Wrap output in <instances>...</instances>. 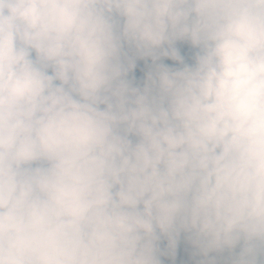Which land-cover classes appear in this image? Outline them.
<instances>
[{
	"label": "clouds",
	"instance_id": "clouds-1",
	"mask_svg": "<svg viewBox=\"0 0 264 264\" xmlns=\"http://www.w3.org/2000/svg\"><path fill=\"white\" fill-rule=\"evenodd\" d=\"M182 240L264 264V0H0V264Z\"/></svg>",
	"mask_w": 264,
	"mask_h": 264
},
{
	"label": "water",
	"instance_id": "water-1",
	"mask_svg": "<svg viewBox=\"0 0 264 264\" xmlns=\"http://www.w3.org/2000/svg\"><path fill=\"white\" fill-rule=\"evenodd\" d=\"M193 249H191V246L188 245L186 242L183 240L181 241V255H182V261L187 260V264H195V261L197 257H194L192 255Z\"/></svg>",
	"mask_w": 264,
	"mask_h": 264
},
{
	"label": "trees",
	"instance_id": "trees-1",
	"mask_svg": "<svg viewBox=\"0 0 264 264\" xmlns=\"http://www.w3.org/2000/svg\"><path fill=\"white\" fill-rule=\"evenodd\" d=\"M150 62H144L141 66H137V69L134 70V75L136 77H141L145 71H147V64Z\"/></svg>",
	"mask_w": 264,
	"mask_h": 264
},
{
	"label": "rangeland",
	"instance_id": "rangeland-1",
	"mask_svg": "<svg viewBox=\"0 0 264 264\" xmlns=\"http://www.w3.org/2000/svg\"><path fill=\"white\" fill-rule=\"evenodd\" d=\"M180 47H182V48H186L187 46L181 44ZM144 62H145V61H138V65H137V66H141ZM164 62H165L166 64H171V63H172V62L169 61V60H165Z\"/></svg>",
	"mask_w": 264,
	"mask_h": 264
}]
</instances>
